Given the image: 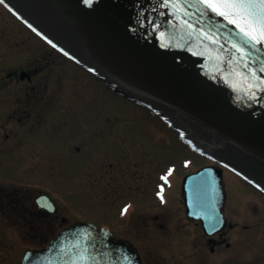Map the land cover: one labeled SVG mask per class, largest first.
I'll list each match as a JSON object with an SVG mask.
<instances>
[{
	"label": "water",
	"instance_id": "95a60500",
	"mask_svg": "<svg viewBox=\"0 0 264 264\" xmlns=\"http://www.w3.org/2000/svg\"><path fill=\"white\" fill-rule=\"evenodd\" d=\"M5 0V5L115 94L147 108L210 152L233 172L264 189V92L253 101L242 87L248 70L236 62L238 29L196 0ZM171 2V0H170ZM175 12V14H173ZM158 26V27H157ZM246 47V46H245ZM257 75L264 55L253 53ZM243 74V75H242ZM30 78L23 73L22 80ZM242 172V173H241ZM187 217L212 237L225 227L222 171L188 177ZM35 205L56 213L48 196ZM20 264H142L132 246L91 223L63 230Z\"/></svg>",
	"mask_w": 264,
	"mask_h": 264
},
{
	"label": "rangeland",
	"instance_id": "374dc122",
	"mask_svg": "<svg viewBox=\"0 0 264 264\" xmlns=\"http://www.w3.org/2000/svg\"><path fill=\"white\" fill-rule=\"evenodd\" d=\"M16 71L37 73L32 84L6 82L9 73ZM8 117L14 118L9 126L14 132L9 147L7 143L0 147V187L17 184L30 195L35 190L50 193L60 218L69 225L90 222L111 232L117 230L120 237H125L133 226L137 232V225L146 218L161 215L167 220H181V179L212 165L189 151L155 115L114 95L97 77L70 61L0 4V120ZM129 129L133 132H126ZM37 132L41 141L33 144L26 137ZM65 135L70 137L66 145L71 149L67 164L55 152L60 151L59 144L55 150L52 148ZM101 139L116 142L118 152L102 149ZM22 140L28 147L17 158L11 153ZM87 148L97 149L92 155L94 161L89 154L82 156ZM31 150L39 151L35 160ZM161 160L167 164H161ZM169 167H175V173L169 177L172 188L166 195V206H162L160 196L155 194L157 178L159 174L169 176ZM130 172L131 176L135 174L131 178ZM224 179L228 193L226 217L238 227L230 233L232 249L224 257L231 264H264V196L229 172H224ZM159 235L164 237L148 236L146 242L133 240L148 264H178L177 253L171 251L175 243L168 246L172 240L166 234ZM13 245L7 244L8 251ZM14 246L23 247L22 251L31 247L27 242ZM211 259L214 262L210 264H219Z\"/></svg>",
	"mask_w": 264,
	"mask_h": 264
},
{
	"label": "flooded vegetation",
	"instance_id": "af4514ba",
	"mask_svg": "<svg viewBox=\"0 0 264 264\" xmlns=\"http://www.w3.org/2000/svg\"><path fill=\"white\" fill-rule=\"evenodd\" d=\"M23 73L29 75L30 78L29 79L25 78L24 80H22L21 78H22ZM36 73L37 71L11 72L7 76L6 80L5 79L4 80L9 83L32 84L36 77L35 76ZM152 114L155 115V117H157L158 119H160L167 128H170L171 130H173L178 135V138L180 137L179 134L177 133L178 131L176 132L177 129H173L174 128L173 126H170V124H168L163 119L158 117V115L154 113ZM11 119H14V118L8 117V118H5L4 120H0L1 121L0 123V134H1L0 135V147H2L4 143H7L6 146H8V142H10L11 134L14 132V129H11L9 127L11 123L10 122ZM18 122L22 123V120L19 118ZM18 126L22 127L20 124ZM35 127L37 126L35 125ZM131 130L132 129L126 130V132L131 133L130 132ZM101 132L103 135L104 131H101ZM116 132L117 134H119L120 129L118 128ZM39 134L40 132H37V133H33V135H29V137L24 136L23 140L25 141L24 138L26 137L27 139H29V141L31 140L30 142H33V144L39 143L41 141V136ZM20 136H21V133L19 134L18 137L20 138ZM3 137L5 139H3ZM69 138H67L65 135L64 137H61V139L59 138L60 140L59 142L55 141L52 144V148L54 150H55V147L57 148V144H59L60 151L58 152L55 150V152L59 154L61 157L65 158V161H66L65 164H67V158L68 159L70 158L68 153H70L71 149L68 148L66 145V143L69 142L68 141ZM23 140H22V144L17 146V148H15L14 151L11 153V154H14V156L16 155L17 158L19 157V154H25V148L28 147L26 145L24 147ZM179 140L183 143L184 146H186L187 149H189V151L195 153L197 156L212 163L211 166L202 167L201 169L194 171L192 173H189L188 175L183 177V179H181L180 195H181L182 204H183L182 208H183L184 218L181 220H177V221L167 220L165 217L161 215L160 216L156 215L152 219L146 218L139 222L141 224L140 226L137 225L138 227L137 232H136V228L133 226L129 228V230L127 231V236L125 237H122V236L120 237L118 235L117 230L116 231L112 230L114 232L113 233L106 227L104 228L98 227V228L109 231L116 241H122L132 246V248L136 250V252L138 253L142 261V264H148V259L144 258L141 252V249L136 245L133 239L138 238L143 242H146V239H148V236L149 238L152 236V239H154L157 236L160 239H162L164 236L159 235L161 233L166 234L167 238H170L172 240L171 242H168L169 244L168 246H170L171 243H175V246H172L174 249L173 250L171 249V251H174L177 253L178 264H210L212 261L211 258L215 259V261L219 264H231V260H228L229 258L228 259L225 258L224 255L226 254V252L231 251L232 244H231V240L229 236H230V233L233 230H236L238 227L237 225H233L229 221V219L226 217V209L228 206V193H227L226 183L224 179V172H229L233 174L234 176H236L243 182L250 185L256 192L260 193L263 196H264V189L258 186L256 183L249 180L248 178L244 177L243 175H240L238 172L235 171L234 173L229 167L219 162L214 156H212L210 152H207L204 150L202 151L200 146L197 145V143L194 142L193 140L190 139L188 141H185L181 138H179ZM87 142H88V139H87ZM100 142L103 143L101 145L102 149L107 148V150L112 151L114 154L118 152L117 150L118 147L116 146L117 143L114 142L113 140L111 142H107L101 139ZM195 146L198 147L196 148L197 150L195 149ZM161 147H163V145ZM29 148H28V151H29ZM97 149H98V146H97ZM76 151L77 153H79L80 148H77ZM96 151H94L91 148H87L86 150H84L82 156L89 154L91 157L90 159H92L94 158L92 157V155H95L97 153ZM201 152L204 154L203 157L201 156ZM7 153H9V151H7ZM30 153H31V156H34V160L36 157L39 156V151L38 153H36L33 150H31ZM21 159L24 160V155L21 157ZM69 160L68 162H70ZM91 161H94V159H92ZM36 162H38V160ZM182 163L184 165L188 164L186 161ZM161 164L166 165L167 163H163V161L161 160ZM205 168H214V169H219L222 171V183H223L224 192H225V203H224V207L222 210V215L225 219V227L212 237H209L204 233L202 224L200 221H194L187 217V208L185 205V196L183 192L185 180L190 176H194L199 171ZM167 170H168V173L169 171H171V175L167 176V182L161 179L162 177H165L163 176V174L158 175V178H157L158 183H157L156 192H155L157 196L162 195L164 197L163 201L160 198L162 206H166V200H165L166 195L169 189L172 188L171 187L172 184L170 182L171 179L169 177L175 173V167L174 168L169 167ZM133 175L135 174L132 172V176H131V172H130L129 177L131 178L133 177ZM101 179H104V177H102ZM161 189L163 190L162 192H161ZM130 190L132 189L130 188ZM39 196H48L55 203L56 208H57L55 214H50L47 211H42L37 208V206L35 205V200ZM84 223H90V222H84ZM73 225H69L68 221L65 220V218H60L59 207L56 201L53 200L50 193L46 191L41 192L40 190H37V191L35 190L34 193L30 195V193L25 192V190H23V188H21L17 184H11V185L4 186V187L1 186L0 187V264H20L27 252L29 251L36 252V251H40L46 248L49 244H51L56 239V237L63 230ZM58 228L60 229L57 230ZM169 228H173V230L169 232L170 230ZM248 228L249 227H245L244 229L247 230ZM151 229L152 231H154L153 233L152 232L149 233ZM184 229H186V232L184 231ZM181 231H184L183 235L179 234ZM154 233L156 235H154ZM169 233H171L170 234L171 236L169 235ZM150 234H153V235H150ZM25 242L31 245V247L27 248L25 251H22L23 247L17 248L16 246H14L17 244L22 245ZM8 243L14 244L12 251H8L9 250L7 246ZM168 249L170 250V248Z\"/></svg>",
	"mask_w": 264,
	"mask_h": 264
},
{
	"label": "snow or ice",
	"instance_id": "6c2138e0",
	"mask_svg": "<svg viewBox=\"0 0 264 264\" xmlns=\"http://www.w3.org/2000/svg\"><path fill=\"white\" fill-rule=\"evenodd\" d=\"M95 2L96 0H84L88 7H92ZM4 3L5 0H0V4ZM196 3L198 6H203L202 14L206 15L207 11H211L238 29L242 43H233L232 48L238 54L236 62L247 69L248 73L247 78L242 80V87L236 89L233 86V88L246 92L253 101L259 99L256 93L264 92V80L257 75L255 70L250 68V64L256 63L253 53L264 55V0H196ZM162 7H171L175 10L181 5L177 3V0H171V2L170 0H163ZM53 46L55 47V45ZM260 63L259 71L264 72V60H261ZM168 175H171V171ZM161 179L167 182V176ZM160 198L163 201L162 195ZM127 211L128 209L125 208L124 212L127 213Z\"/></svg>",
	"mask_w": 264,
	"mask_h": 264
}]
</instances>
